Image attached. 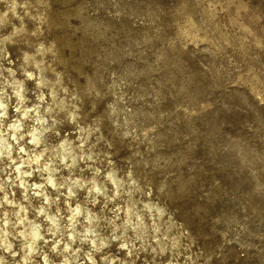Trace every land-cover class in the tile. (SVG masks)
Masks as SVG:
<instances>
[{"label":"clouds","instance_id":"clouds-1","mask_svg":"<svg viewBox=\"0 0 264 264\" xmlns=\"http://www.w3.org/2000/svg\"><path fill=\"white\" fill-rule=\"evenodd\" d=\"M0 264H264V0H0Z\"/></svg>","mask_w":264,"mask_h":264}]
</instances>
